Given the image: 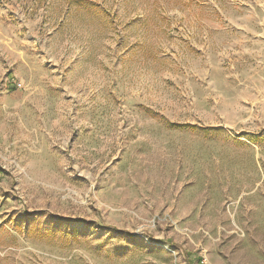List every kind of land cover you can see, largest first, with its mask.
<instances>
[{
    "label": "rangeland",
    "instance_id": "obj_1",
    "mask_svg": "<svg viewBox=\"0 0 264 264\" xmlns=\"http://www.w3.org/2000/svg\"><path fill=\"white\" fill-rule=\"evenodd\" d=\"M0 264H264V0H0Z\"/></svg>",
    "mask_w": 264,
    "mask_h": 264
}]
</instances>
